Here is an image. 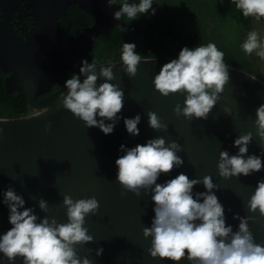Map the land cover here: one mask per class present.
<instances>
[{"label": "water", "instance_id": "water-1", "mask_svg": "<svg viewBox=\"0 0 264 264\" xmlns=\"http://www.w3.org/2000/svg\"><path fill=\"white\" fill-rule=\"evenodd\" d=\"M69 5H77L94 17L93 24L76 36L59 23V17ZM120 7L117 3L110 6L107 0H0V70L7 74L3 79L4 88L7 92H23L31 107L17 115L0 118V235L12 227L8 207L2 203V193L10 185L23 195L25 207H35L39 217L54 216L60 223L67 222L66 206L62 203L64 194L74 200L94 196L99 201V210L87 215L84 224L94 239L76 245L80 257L87 256L93 264H190L187 259L174 262L151 257L148 249L152 238L143 236V228L151 226L155 215L151 193L142 189L137 196L122 189L116 180L115 161L124 154L120 151L121 144L131 148L148 139L163 137L166 143L176 140L181 145L182 150L177 154L184 164L169 174H161L157 183L181 172L190 179L210 175L219 185L214 191L224 206L226 224L236 231L239 220L233 219L234 214L254 216L249 221V229L255 241L264 244V216L258 211L250 212L247 207L257 181L264 179V169L249 176L241 174L225 179L217 168L220 151L236 154L235 138L249 131L253 138L248 154L261 155L264 160V145L256 135L254 124L256 109L264 104V78L258 73L224 61L230 79L220 93V100L207 119L189 120L173 111L177 103L184 106L186 93L165 97L153 83L161 67L178 56L141 57L135 77L123 71L121 60L102 63L114 64L115 79L110 82L124 91L122 112L118 114L121 119L107 135L98 127H86L62 106L60 96L62 92L67 94L65 84L52 90L62 70L82 65L104 27L122 26L131 32L141 28L127 24L123 18L114 19ZM23 12L31 16L30 29L22 19ZM14 27L23 30L24 36L17 35ZM84 78L80 76L81 82ZM101 82L103 78H98L97 84ZM225 107L231 113L225 112ZM44 108L48 111L41 114ZM149 111L156 112L168 126L166 130L149 127ZM137 114L141 116L140 134L133 136L127 132L124 118ZM49 123L51 126L46 132ZM193 191L206 189L200 184ZM40 198L49 204L47 213L38 206ZM97 248H103L100 256L96 255ZM0 264H9L2 253ZM15 264H22V259L17 258Z\"/></svg>", "mask_w": 264, "mask_h": 264}, {"label": "clouds", "instance_id": "clouds-1", "mask_svg": "<svg viewBox=\"0 0 264 264\" xmlns=\"http://www.w3.org/2000/svg\"><path fill=\"white\" fill-rule=\"evenodd\" d=\"M107 2L110 6L116 4V0ZM231 3L245 18H264V0H231ZM120 5V10L114 13L117 20L127 17L131 21L150 9L153 14L155 12L153 0H139L138 4L125 0ZM242 48L247 54L259 50L257 55L264 59V39L257 31L248 33ZM135 49L134 43H123L120 59L123 71L129 77H135L141 62V56ZM113 65L101 64L97 72L98 62L93 59L89 63L84 59L79 73L72 74L65 81L67 94L62 92L60 96L62 106L82 120L86 127H98L106 135L113 132L121 119L118 114L124 104V91L110 82L115 79ZM80 76L85 77L82 82ZM98 78H103V82L97 84ZM229 79L224 53L215 43L209 42L194 48H181L178 58L165 63L153 83L165 97L186 93L184 106L177 103L173 111L191 120L193 117L208 118ZM47 111L44 108L41 114ZM224 111L231 113L227 107ZM147 115L149 127L153 130L167 129L156 112L149 111ZM140 121V114L124 118L127 132L138 136ZM254 124L256 135L264 145V104L256 109ZM50 126V123L46 125V132ZM252 138L251 131L235 138L233 146L238 147V152L234 155H229L227 150L220 151L217 168L222 178L239 177L241 174L249 176L264 169L261 155L248 154ZM181 150L176 140L166 143L163 137H156L131 148L121 144L120 151L124 154L115 161L118 168L116 180L122 189L137 196L141 195L142 189L151 193L155 215L151 226L143 228V236L152 238L148 249L151 257L174 262L187 259L190 264H264V244L257 243L249 229V221L255 217L234 214L233 219L239 220L236 231L232 225L226 224L224 206L214 191L219 189V185L210 175L190 179L181 172L174 178L157 183L161 174H169L184 164L177 154ZM200 184L206 191L194 192V186ZM2 195L12 227L0 235V253L9 264H15L17 258L22 259V264H93L87 256L78 255L76 245L94 239L84 227L85 217L96 214L100 207L94 196L74 200L71 195L64 194L62 203L66 206L67 222L60 223L54 216L39 217L35 207H25L23 195L11 185ZM38 206L42 212L49 211V204L43 198L39 199ZM247 207L250 212L258 211L260 216H264V179L257 181ZM95 251L100 256L103 248Z\"/></svg>", "mask_w": 264, "mask_h": 264}, {"label": "trees", "instance_id": "trees-1", "mask_svg": "<svg viewBox=\"0 0 264 264\" xmlns=\"http://www.w3.org/2000/svg\"><path fill=\"white\" fill-rule=\"evenodd\" d=\"M158 1L153 0L154 14L150 9L148 13L139 14L134 20L128 21L127 17L123 18L127 24L141 27L135 32L122 26L104 27L95 38L85 59L89 63L95 59L98 64L121 60L123 43H134L135 51L141 57H171L178 56L184 46L194 48L213 42L224 53V61L241 65L264 78V73L252 66L253 60L242 48L245 32L251 29L254 17L245 18L231 0H203L205 5L188 10H180L179 6H173V10L166 12V16L158 12L156 8ZM123 2L125 0H116L117 4ZM127 2L138 4L139 0ZM162 2L164 4L167 0ZM222 11L226 13L221 15ZM231 20L234 22L230 24ZM93 22L94 17L77 5H69L65 13L59 17L61 27L74 36ZM81 66L62 70L60 79L53 85L52 90L64 85L72 74H78ZM3 76L4 73L0 70V118L29 110L30 106L23 92L5 90Z\"/></svg>", "mask_w": 264, "mask_h": 264}, {"label": "rangeland", "instance_id": "rangeland-1", "mask_svg": "<svg viewBox=\"0 0 264 264\" xmlns=\"http://www.w3.org/2000/svg\"><path fill=\"white\" fill-rule=\"evenodd\" d=\"M203 0H167L166 3L163 4L162 0L157 2V10L161 15L166 16V12H171L173 10V6H179L180 10H188L190 8L196 7L198 5H205ZM224 7V6H223ZM223 9V8H222ZM167 10V11H166ZM225 14V11H222ZM230 12H235L230 10ZM177 14V13H176ZM234 21L231 20L230 24ZM250 31H257L262 39H264V18L256 19L252 21L251 29L245 32L244 38L247 39V35ZM259 51V50H257ZM257 51H254L252 54H248L252 61V66H254L259 72L264 73V59H261L260 56L257 55Z\"/></svg>", "mask_w": 264, "mask_h": 264}, {"label": "flooded vegetation", "instance_id": "flooded-vegetation-1", "mask_svg": "<svg viewBox=\"0 0 264 264\" xmlns=\"http://www.w3.org/2000/svg\"><path fill=\"white\" fill-rule=\"evenodd\" d=\"M26 13V12H25ZM27 13H28V11H27ZM16 19V17L15 16H13V21ZM22 19H23V21H24V23H25V25H26V28L27 29H30V26H31V16H28V15H25L24 14V12H23V14H22ZM15 28V30H16V33H17V35H19V36H24V31L23 30H21V29H17L16 27H14ZM7 74H5L4 73V76H3V79H4V77L6 76ZM19 93V92H18ZM42 96H40L39 98H41ZM30 109H31V107H30Z\"/></svg>", "mask_w": 264, "mask_h": 264}]
</instances>
